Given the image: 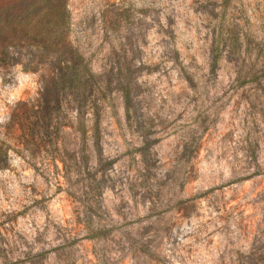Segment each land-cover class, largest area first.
<instances>
[{
    "label": "rangeland",
    "instance_id": "obj_1",
    "mask_svg": "<svg viewBox=\"0 0 264 264\" xmlns=\"http://www.w3.org/2000/svg\"><path fill=\"white\" fill-rule=\"evenodd\" d=\"M7 4L0 264H264V0Z\"/></svg>",
    "mask_w": 264,
    "mask_h": 264
},
{
    "label": "trees",
    "instance_id": "obj_2",
    "mask_svg": "<svg viewBox=\"0 0 264 264\" xmlns=\"http://www.w3.org/2000/svg\"><path fill=\"white\" fill-rule=\"evenodd\" d=\"M16 8L14 4L0 7V56L5 53L7 43L11 40L26 39L32 32L31 28L29 29L28 8ZM213 51L216 57L218 47L214 46Z\"/></svg>",
    "mask_w": 264,
    "mask_h": 264
}]
</instances>
